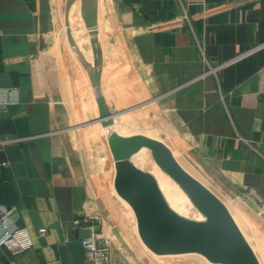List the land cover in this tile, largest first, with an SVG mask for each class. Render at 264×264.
<instances>
[{
	"label": "crops",
	"instance_id": "1",
	"mask_svg": "<svg viewBox=\"0 0 264 264\" xmlns=\"http://www.w3.org/2000/svg\"><path fill=\"white\" fill-rule=\"evenodd\" d=\"M119 1L144 77L166 92L163 104L192 153L264 198V0ZM56 6L0 0V85L20 91L0 113V206L10 210L0 235L16 226L33 239L19 255L0 244V264H86L81 239L98 217L112 242L110 264H136L138 247L119 228L118 213L107 211L69 128L87 112L85 71L59 56Z\"/></svg>",
	"mask_w": 264,
	"mask_h": 264
},
{
	"label": "rangeland",
	"instance_id": "2",
	"mask_svg": "<svg viewBox=\"0 0 264 264\" xmlns=\"http://www.w3.org/2000/svg\"><path fill=\"white\" fill-rule=\"evenodd\" d=\"M118 2L56 0L55 34L62 61L67 59L72 71L76 67L85 71V76L81 74L85 86L82 83L80 86L84 87V96L80 97L84 99L81 105L86 102L87 112L81 110L80 120L72 122L69 128L75 130L73 135L84 148L94 179L107 198H104L107 211L118 213L119 228H124L127 238L138 247L136 264H226L224 258L238 257L241 247L248 251L253 264H264V198L253 187L231 184L222 173L209 170L203 158L192 153L191 141L182 124L163 104L166 92L153 90L149 79L144 77L142 61L121 22L125 14ZM187 11L182 10L184 15ZM95 60L100 68V82L96 86L88 69L95 65ZM71 76L66 79L75 82L76 77ZM101 95L100 111L97 98ZM146 136L165 143L166 150L156 156L160 144H146L143 141ZM112 146L121 151L115 161L110 153ZM131 147L134 153L127 155ZM135 171L137 180L128 186L130 173ZM184 181L198 184V190L192 192L181 184ZM115 184L122 187L126 196H132L130 200L135 203L124 202ZM190 195L197 197L198 211ZM121 200L123 203L118 202ZM155 201H161L160 207L164 205L167 212L178 214L177 226L182 229L177 228L183 233L193 225L205 227L207 220L212 224V232L200 227L198 245L193 243L191 252L155 254L158 246H146L140 238V223L150 221L156 231L161 226L175 228L173 223L157 224ZM148 210L151 217L146 216ZM214 238L217 241H212ZM181 243L179 248L186 244Z\"/></svg>",
	"mask_w": 264,
	"mask_h": 264
},
{
	"label": "water",
	"instance_id": "3",
	"mask_svg": "<svg viewBox=\"0 0 264 264\" xmlns=\"http://www.w3.org/2000/svg\"><path fill=\"white\" fill-rule=\"evenodd\" d=\"M97 29V27L95 28ZM89 69V74L90 76L92 75V80H94L95 82V86L96 83L100 82V68H99V63L97 62V60H95V65L94 66H90L88 67ZM100 94V93H99ZM98 104L100 106V111H101V107H102V95L99 96L97 98ZM113 138V136H111V139ZM135 141V137L131 138V142L134 143ZM143 141L148 145H154V144H160L156 151H155V155H159L161 153V151H165L166 148L164 147L165 143H162L161 141L156 142L157 140L155 139H151L149 136L143 139ZM113 145V143H112ZM113 147V148H112ZM111 147V155H112V159L113 161L116 160V158L118 157V155L121 153V151H119V149L115 148L114 146ZM167 152V151H166ZM134 153V147H131L130 151L127 152V155L133 154ZM124 162V161H123ZM120 164V163H119ZM129 165V163H128ZM116 168L117 165L115 164ZM178 169H180L179 166H177ZM134 171V170H133ZM130 176L132 177L131 180L128 181V186H130V183L133 181H136L137 179V174L136 171L135 172H131ZM117 180V179H116ZM115 180V181H116ZM182 185L189 187V189L193 192L198 190V184L194 183L193 181H184L183 183H181ZM122 187L119 186L118 184H115V189L116 191L121 195L120 197L122 198V200L124 202L127 203H135V200H130L132 196L128 197L126 196L125 192L123 189H121ZM129 188V187H128ZM190 191V192H191ZM191 200H194L196 203V210L197 207H199V203H198V199L195 196H191L190 195ZM118 201L120 203H123V201ZM161 201H155L153 204V207L157 209V212L155 214L154 217H156L158 223L160 224L161 222L163 223H173L175 224V228H166V227H160L159 231H156V229L153 227V224L149 221H142L140 223V238L143 239V241L146 243V246L151 247V245L156 244L158 246V248L156 250H154L155 254L160 255V254H166L167 252H178V251H185L187 250L188 252H191L192 249L194 248V245H192L193 243L197 244V241L199 240V236H200V232L198 229L201 227L204 231H208V232H212L210 226H212V224L207 220L206 222H208L207 225H205V227L200 226H196L195 225L191 226V228L189 227V229L186 230L185 233H183L182 231H180L181 225L177 226V222L180 220L179 217L177 216L178 214L175 212H167V208L163 205L162 207H160ZM159 209V210H158ZM198 211V210H197ZM123 215L125 216L126 213L122 212ZM201 213V212H200ZM199 214L195 213V216L198 217ZM147 217H151V210L147 211ZM187 221V220H185ZM203 222V220H201ZM203 225V224H202ZM180 227V230L177 228ZM226 229V228H224ZM185 234V235H184ZM190 236H187V235ZM199 235V236H198ZM202 238V237H201ZM212 241H217L216 238L212 239ZM181 242H185L186 244H184L183 247L179 248V245H181ZM186 245V246H185ZM198 245V244H197ZM191 246V247H190ZM209 248V246H208ZM241 253L239 254L238 257H232V256H226L224 258V261L226 262V264H253L251 262V259L248 255V251L243 247L240 248ZM209 256V255H208ZM211 262V259H210ZM213 262V261H212Z\"/></svg>",
	"mask_w": 264,
	"mask_h": 264
},
{
	"label": "built area",
	"instance_id": "4",
	"mask_svg": "<svg viewBox=\"0 0 264 264\" xmlns=\"http://www.w3.org/2000/svg\"><path fill=\"white\" fill-rule=\"evenodd\" d=\"M20 91L17 86L0 85V113L7 110L10 104L18 102ZM10 210L0 206V223L8 220ZM74 223L78 226H85L86 218H76ZM102 219L91 225L92 231L81 239L86 264H110L112 259V242L110 237L105 235L102 228ZM0 244L8 248L13 254L19 255L32 247L33 239L27 228L12 227L0 235Z\"/></svg>",
	"mask_w": 264,
	"mask_h": 264
}]
</instances>
